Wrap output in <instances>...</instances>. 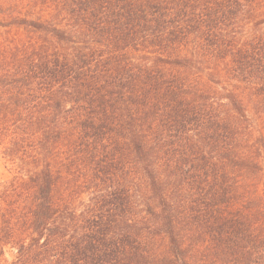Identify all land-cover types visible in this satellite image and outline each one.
<instances>
[{
	"label": "trees",
	"instance_id": "obj_1",
	"mask_svg": "<svg viewBox=\"0 0 264 264\" xmlns=\"http://www.w3.org/2000/svg\"><path fill=\"white\" fill-rule=\"evenodd\" d=\"M14 9L0 264H264V3Z\"/></svg>",
	"mask_w": 264,
	"mask_h": 264
},
{
	"label": "rangeland",
	"instance_id": "obj_2",
	"mask_svg": "<svg viewBox=\"0 0 264 264\" xmlns=\"http://www.w3.org/2000/svg\"><path fill=\"white\" fill-rule=\"evenodd\" d=\"M17 2L18 0H0V24L6 22V17L9 16V14L13 12L14 14L16 13L14 11V6H16ZM254 2L256 4V8L261 9L264 0H254ZM9 30L10 29L4 27V25H0V41L5 42L7 40H11L14 32ZM256 110H258V108ZM258 114V111L256 115H254L252 112L250 113L257 125L256 128L262 127L264 123V120L260 119ZM16 172H18V170L10 162H8L2 154H0V184L10 180L16 174ZM262 183L264 184V178L262 179ZM13 253V250L7 249L5 257L7 258L8 263L12 262Z\"/></svg>",
	"mask_w": 264,
	"mask_h": 264
}]
</instances>
